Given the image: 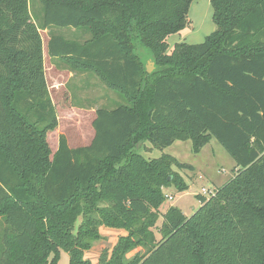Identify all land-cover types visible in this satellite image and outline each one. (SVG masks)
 I'll list each match as a JSON object with an SVG mask.
<instances>
[{
	"label": "trees",
	"instance_id": "1",
	"mask_svg": "<svg viewBox=\"0 0 264 264\" xmlns=\"http://www.w3.org/2000/svg\"><path fill=\"white\" fill-rule=\"evenodd\" d=\"M37 1L41 15L31 0H0V264H57L61 250L92 264L85 252L103 226L125 233L98 264H264V0H211L216 30L171 52L194 0ZM61 28L90 38L52 34L55 64L96 75L126 103L96 109L90 144L61 134L53 153L41 29ZM213 138L234 176L197 194L190 216L161 213L165 187L189 188L174 166H192L138 150L191 140L198 152Z\"/></svg>",
	"mask_w": 264,
	"mask_h": 264
},
{
	"label": "rangeland",
	"instance_id": "2",
	"mask_svg": "<svg viewBox=\"0 0 264 264\" xmlns=\"http://www.w3.org/2000/svg\"><path fill=\"white\" fill-rule=\"evenodd\" d=\"M37 2H35L37 5L35 6L36 12H38V8L41 5ZM189 17L192 22L191 25L185 28L184 32L182 31L178 34L171 35L168 38L170 44L169 52L180 42L191 44L201 43L205 40L206 36L216 30L210 0H195ZM68 32L65 34L68 35ZM70 32L71 36H74L72 35L73 31L71 30ZM76 32L80 36L76 38L80 41H85L90 38V33L85 30L78 29ZM147 63H153V61L148 59ZM55 65V62L52 63L48 58L46 59L47 80L51 88L52 100L56 106L59 119L58 128L54 132H51L50 136L48 135V141L53 153L58 148L61 134L67 136L71 147L84 146L91 143L95 133L92 125L94 114L92 110L94 108L96 110L102 105L106 108H113L119 104L126 103V100L120 94L109 90L104 83L101 84L100 79L96 75L88 72L78 74L79 78L72 79L71 85L65 90V87L60 86L62 81ZM74 83L76 84L75 86L82 85L81 88H73L72 85ZM105 90L109 91L106 94V96L109 95L107 96L108 98L104 96ZM138 151L146 158H157L163 154H169L177 158L179 162L192 166V168L174 166V169L180 172L185 183L189 185V188L180 192L175 185L165 187L163 189L165 200L160 206L161 213H165L173 206L181 209L186 215L190 216L201 204L197 194H202L201 191L203 188L217 190L219 187H222L234 176V170L236 168V160L215 138L211 139L198 152L194 150L191 140H177L166 148H158L152 143L146 142ZM169 195H172L173 199H169L167 197ZM162 222L163 217H160L157 226L154 228L157 240H160L162 237L159 232ZM112 230L116 229L103 226L101 228L103 237L95 241L91 249L85 252V257L90 259L92 264L99 263L100 257L105 250L110 252L114 248L122 233H114ZM138 251L144 252V249H135L129 256L134 255ZM69 261V254L61 250L57 264H69Z\"/></svg>",
	"mask_w": 264,
	"mask_h": 264
},
{
	"label": "crops",
	"instance_id": "3",
	"mask_svg": "<svg viewBox=\"0 0 264 264\" xmlns=\"http://www.w3.org/2000/svg\"><path fill=\"white\" fill-rule=\"evenodd\" d=\"M195 1V0H194ZM193 1V2H194ZM211 1V0H210ZM31 2H32V4L34 5V10H35V6H37L36 4H35V2H37V0H34V1H32L31 0ZM206 2V1H205ZM38 3V2H37ZM209 3V2H208ZM192 5H193V3H192ZM192 5H191V8H192ZM212 6V5H211ZM191 8H190V10H191ZM34 10H33V14H35L34 13ZM35 12H36V10H35ZM38 15H41L42 14V6H40L39 8H38V12H36ZM35 16V15H34ZM33 19H34V21L36 20V17H33ZM36 22V21H35ZM73 31V34L72 35H74V36H71V32L70 31ZM58 31V32H57ZM67 31H69L68 32V35H66L65 33L67 32ZM76 31H78V30H76V29H74V28H69V29H44V30H42L41 29V34H42V38H43V47H44V57H45V70H46V59L48 58L50 61H52V63H54V61L51 59V57L49 56V53H48V43H49V40H50V38H51V36H52V34H64V35H66L67 37H69V38H72V39H77V40H79L78 38H76L77 36H79V34H77V32ZM183 32H184V30H182ZM181 31V32H182ZM75 34H76V36H75ZM80 37V36H79ZM56 67H57V69H58V71H59V73H58V75L60 76V78H61V81H62V83H61V87L63 86V87H65V90H67V88H68V86L69 85H71V80L72 79H75L76 77H78L79 78V75L78 74H82L83 72H75V71H71V70H69L68 69V67L67 66H65V64L64 63H62V64H60V65H55ZM84 75V74H83ZM75 76V77H74ZM74 77V78H73ZM46 78H47V73H46ZM48 79V78H47ZM77 79V78H76ZM47 83H48V80H47ZM81 84H83V83H81ZM101 84H102V82H101ZM76 84L74 83L72 86H73V88L74 87H76L77 89H80L81 88V86L82 85H80V86H75ZM48 87H49V84H48ZM90 88H91V86H90ZM109 89V88H108ZM76 90V89H75ZM110 90V89H109ZM49 91H50V94H51V88L49 87ZM106 92H105V94H104V96L105 97H107V96H109V95H107L106 96V94L107 93H109V91H107V90H105ZM102 92L104 93V91L102 90ZM108 98V97H107ZM111 98H112V96H111ZM110 98V99H111ZM103 106V105H102ZM102 106H100V107H102ZM92 107V106H91ZM94 108V107H93ZM95 109V108H94ZM92 110L93 112H94V114H93V118H92V120H94V118H95V112H96V110ZM54 132V131H53ZM94 135H95V133H94ZM94 135H93V137H94ZM49 136H50V133H49ZM93 137H92V139H93ZM200 206V205H199ZM114 233H122V234H124L125 232H124V230H118V229H116V230H112ZM112 232V233H113ZM124 232V233H123ZM102 233V232H101Z\"/></svg>",
	"mask_w": 264,
	"mask_h": 264
},
{
	"label": "built area",
	"instance_id": "4",
	"mask_svg": "<svg viewBox=\"0 0 264 264\" xmlns=\"http://www.w3.org/2000/svg\"><path fill=\"white\" fill-rule=\"evenodd\" d=\"M215 191H216V190H208V189H206V188H203L202 191H201V193H202V195L209 197V196H211V195H214V194H215ZM167 197H168L169 199H173V196H172V195H169V196H167Z\"/></svg>",
	"mask_w": 264,
	"mask_h": 264
},
{
	"label": "water",
	"instance_id": "5",
	"mask_svg": "<svg viewBox=\"0 0 264 264\" xmlns=\"http://www.w3.org/2000/svg\"><path fill=\"white\" fill-rule=\"evenodd\" d=\"M153 67H154V62L153 63H147V71L149 73H151L154 70ZM170 179H171V177H170Z\"/></svg>",
	"mask_w": 264,
	"mask_h": 264
}]
</instances>
